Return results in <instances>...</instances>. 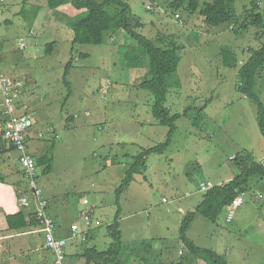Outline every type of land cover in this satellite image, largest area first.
Returning <instances> with one entry per match:
<instances>
[{
	"label": "rangeland",
	"instance_id": "obj_1",
	"mask_svg": "<svg viewBox=\"0 0 264 264\" xmlns=\"http://www.w3.org/2000/svg\"><path fill=\"white\" fill-rule=\"evenodd\" d=\"M210 1L202 0L201 5ZM250 1L235 0L238 19L245 18L243 7ZM258 1L264 13V0ZM126 2L142 22V34L150 39L163 35L180 49L181 62L167 82L164 107L182 115L170 144L144 160L146 166L140 167L127 193L118 196L116 191L134 157L165 143L169 131L154 117V95L139 87L150 77L148 59L137 68L125 66L134 40L120 31L101 46H73L71 18L77 20L79 12L72 6L51 10L47 0H29L25 5L24 0H4L0 2V65L7 76L25 83L17 98L29 106L26 114L34 121L33 135L39 137L30 143L31 153L36 158L55 145L48 151L53 157L52 172L38 170L43 196L50 199L53 209L66 210L70 221L83 222L79 212L93 207L94 220L102 223L96 240L82 248L108 249V227L119 219L125 242L154 241L153 249L141 254L140 261L135 256L132 264H182L179 252L188 253V248L180 226L207 193L200 183H229L242 172L238 159L264 165V136L256 106L236 89L239 67L251 53L248 49L264 44V27L240 34L225 27L214 34L204 25L199 10L190 14L172 9L171 0ZM67 16L70 22L63 21ZM51 43L55 46L49 53ZM223 46L234 49L238 68L223 66ZM71 60L68 95L64 77ZM257 90L264 103L263 78ZM10 153L17 157L18 152ZM124 196L129 198L127 205ZM10 198L16 199L17 192L9 190L6 205ZM85 200L89 206L83 204ZM179 208L186 213L180 214ZM193 222L186 237L197 246L223 255L228 264H264V179L251 180L232 222H227V208L216 224L201 215ZM38 249L42 259L53 258ZM82 263V259L73 261Z\"/></svg>",
	"mask_w": 264,
	"mask_h": 264
},
{
	"label": "trees",
	"instance_id": "obj_2",
	"mask_svg": "<svg viewBox=\"0 0 264 264\" xmlns=\"http://www.w3.org/2000/svg\"><path fill=\"white\" fill-rule=\"evenodd\" d=\"M201 1L202 0H171L170 6L175 10L184 9L190 14L199 10V14L204 18V25L207 27L208 31L213 30L216 32L214 34L218 33V29L223 30L225 27H231V29L227 28L226 30H231L237 34L242 32L248 33L254 28L260 31L264 27V13L261 12V5L258 0H251L247 7L246 5L243 7V12L245 14L243 20L238 19L235 9V0H211L210 2L203 3V5H201ZM28 2L29 0H24V5ZM47 5L51 10L70 5L79 12L77 20L71 18L73 46L78 44L101 46L104 45L108 39L112 40L118 32L125 31L135 42V45L129 48L125 55L127 62L125 66H127V68H137L144 64L145 59H148L147 66L150 69V77L145 78V80L139 84V87L143 90L150 91L154 95L155 103L152 112L159 123L168 128V139L165 143L158 146L144 149L138 156L134 157V162L127 170L126 176L117 190V194L121 195L129 189L140 167L146 166L144 160L152 154L161 153V151L170 144L171 138L176 130V123L182 116L181 114H172L168 108L164 107L168 94L167 82L172 75L177 72L179 63L181 62L180 49L174 41H169L168 38L166 39L163 35L156 39H150L142 34L140 29L143 24L138 17L132 14L130 5L126 0H47ZM176 17L180 18L179 15H176ZM32 31L33 30H31V32ZM259 31H257L256 34H258ZM260 36V39H258L259 42L263 35L261 34ZM47 46L50 53L55 43H51ZM248 51L251 52L250 56L238 70L239 82L236 89L240 94L244 95L255 104L258 125L264 136V103L260 99L257 90L258 80L264 79V44H261L257 49L249 48ZM220 55L224 67L229 69L238 68L239 61L232 47L223 46ZM84 56H86V54ZM72 65L73 61L71 60L65 68L64 83L68 87V95L71 93L68 76ZM12 80L23 82L22 80ZM24 88L25 83L20 93L24 91ZM19 103L20 114L27 115V110H30L29 106L24 103L22 99H19ZM186 112L187 110L185 113ZM2 120V117H0V123H2L1 125L3 128ZM34 125L33 121V126L26 138L29 151V140L33 138L31 132L33 131ZM36 137L39 139L38 136ZM3 144H7L9 148L6 149ZM54 148L55 145L51 144L45 153L36 158L30 151L36 159L37 168L42 169L43 174L52 172L53 157L49 153H51ZM12 151H16V149L4 139L2 129L0 135V155ZM48 151L50 152L48 153ZM238 162L239 167L242 168V172L229 183L216 185L214 188L208 190L200 205L194 212L186 214V218L182 223L181 238L187 245L188 255L201 259L206 262V264H228V262L224 256L218 254L216 251L208 248H201L186 237V233L194 219L197 215H201L213 224H216L220 215L226 211V208L228 210L232 200L240 193L248 191L250 182L253 178L264 179V165L257 161L250 164L247 159L242 161L238 159ZM23 208L24 209L15 214L6 215L4 217L6 230L20 231L26 228L40 226L37 213L27 212L25 207ZM120 229L118 221H115L113 225L111 224L108 227L109 236L111 238L109 248L105 251L89 248L85 253V257L87 258L86 264H123L120 257L125 249V244L122 240V232ZM87 236L89 238V233ZM144 244H149L150 246L152 242L147 241L144 242ZM182 264H191L190 258L183 256Z\"/></svg>",
	"mask_w": 264,
	"mask_h": 264
},
{
	"label": "crops",
	"instance_id": "obj_3",
	"mask_svg": "<svg viewBox=\"0 0 264 264\" xmlns=\"http://www.w3.org/2000/svg\"><path fill=\"white\" fill-rule=\"evenodd\" d=\"M64 11H66V9ZM66 18H71V17L67 16L63 20H70V19H66ZM7 77L12 78V79H16V80H20V79H17L15 77H12V76H7ZM33 134H34V131L31 132V136L33 138L31 140H29V145L32 141H38L39 140ZM19 158H20V156L18 153H17V157H13L11 153L0 155V242L2 243L0 245V264H55L54 254L52 251H50L48 248H46L44 236L42 233H40L41 231H39L40 226L26 228V229L20 230V231L6 230V223H5L4 217L6 215L15 214V213L21 211L22 209H24L23 207H20V205L18 203L19 198L24 197V196H27L28 198H30V203H29L28 207H25L27 212H31V213L35 214L39 210V205H38L37 201L33 198L32 193H30V190L28 189V184H27V186L24 184V181H26V180L24 179V170H23V167L20 163ZM232 159L234 160L235 158H232ZM38 170H39V168H38ZM17 174H20V176ZM133 182H134V180H133ZM133 182H132V184H133ZM201 183H207V182L202 181ZM201 183H200V185H201ZM129 189H130V187H129ZM129 189L125 193H127L129 191ZM9 190H13L14 192L16 191L17 192V198L16 199L10 198L8 201V205H6L4 203V201L9 197ZM125 193H123V194H125ZM121 195H118V196H121ZM125 196H124V198H125ZM186 196L188 197L190 195L187 194ZM44 199L48 204V213L55 220V222L57 224V230H56L57 234L56 235L58 237L68 238L70 236L71 226L73 224H79L82 227V229L84 228L82 221H81V223L74 221V220L70 221L69 220L70 214L66 210L53 209L50 199L46 198V197H44ZM163 199H166V198H163ZM163 199H162V201H163ZM202 201H203V199H202ZM168 202L169 201L164 202V203H168ZM201 202L199 201L196 208L200 205ZM128 203H129V198L126 197L124 199V204L127 205ZM83 204L89 206L90 202H89V204H85L83 201ZM181 210H183V209L182 208L178 209V212L180 214L186 213L185 210H183L184 213H181L180 212ZM83 211L79 212V215H81V213ZM169 211L167 210L168 213H171V211L170 212ZM88 212L90 213L91 218H92V226L88 230L89 238L87 239V241L77 240L76 244H73V241L71 242L70 248L68 249L69 252H68V256H67V264H73V261H78L81 259L83 260L82 264H86L87 263V258L85 257L86 251L89 248H95L96 250H99L95 246L82 248L84 243H88L90 241L96 240V238L98 236V228L102 226V223L100 221L94 220V208L92 207ZM68 214H69V216H68ZM132 217H133V214L130 216L124 217L122 220L126 221ZM115 221H118L119 224H121L119 219H117ZM193 223L191 226H193ZM120 228H121V226H120ZM180 229H182V225L180 226ZM190 236H191V229H190ZM122 240H123V232H122ZM137 241H139V240H137ZM147 241H151L152 244L150 246H149V244L148 245L144 244V242H147ZM123 242L125 244V249H124V251L120 257L123 264H132L133 262L136 261L135 260L136 257H137V260L140 261L141 259H139V257H141V258L143 257V256H141V254H143V253L146 254V250L153 249V244H154V241L152 239L144 240V241L139 242V243L125 242L124 240H123ZM69 244H70V242H69ZM110 244H109V246H110ZM39 247H41L42 250L51 253L53 255V258L51 259L50 257L44 256V258L42 259L41 255L39 254L40 253V251L38 249ZM1 249H2V251H1ZM73 249H75L74 252H72ZM101 251H105V250H101ZM139 251H140V253H139ZM43 254H45V253H43ZM25 255H27V256H25ZM179 255L182 258H183V256L190 258L191 264H197L198 262L203 261L201 259H198L196 257L188 255V253H186L184 250L180 251ZM91 264H95V263H91Z\"/></svg>",
	"mask_w": 264,
	"mask_h": 264
},
{
	"label": "built area",
	"instance_id": "obj_4",
	"mask_svg": "<svg viewBox=\"0 0 264 264\" xmlns=\"http://www.w3.org/2000/svg\"><path fill=\"white\" fill-rule=\"evenodd\" d=\"M4 0H0L3 2ZM152 10V8H150ZM24 83L15 81L2 73L0 67V117L3 122V137L6 141L12 144L16 151L19 152V160L24 170V177L28 184V189L33 195V198L39 205L37 218L40 223V233L45 239V246L53 252L55 257V264H66L67 255L66 250L69 242L72 240L87 241L88 230L92 226V218L88 211H83L81 217L84 228L79 224L71 226L70 236L68 238L58 237L57 224L55 220L48 213V204L44 199L42 190L37 184L38 168L36 159L28 150L26 138L33 126V121L27 115L20 114L19 111V97L20 90ZM1 122V121H0ZM210 182L201 183L202 191L207 192L214 188ZM246 192L237 195L231 202L227 210V221L232 222L235 216V211L244 203V195ZM166 202V200H164ZM20 207H28L30 198L27 196L21 197L18 201ZM85 204H89L87 200ZM170 212V211H169ZM184 213L183 210L180 211Z\"/></svg>",
	"mask_w": 264,
	"mask_h": 264
}]
</instances>
